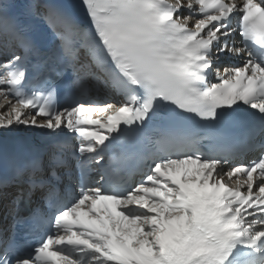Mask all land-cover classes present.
<instances>
[{"label":"snow or ice","instance_id":"1","mask_svg":"<svg viewBox=\"0 0 264 264\" xmlns=\"http://www.w3.org/2000/svg\"><path fill=\"white\" fill-rule=\"evenodd\" d=\"M82 4L91 29L44 0H26L19 15L17 0H0V35L22 49L0 47V96L9 104L0 129L23 126L48 138L16 175L51 209L31 214L43 233L36 244L18 241L14 226L0 233V264H264V144L258 159L231 166L264 135V0ZM37 14L57 38L46 51L23 35L21 15ZM237 29L242 47L235 46ZM233 56L242 66L214 64ZM98 87L122 100L92 102ZM157 118L173 123L154 129L151 149L141 153L143 134ZM194 118L209 131L179 123ZM230 126L243 131L233 137ZM65 129L78 138L71 158L79 194L67 204L60 202L58 172L67 167L58 141ZM137 158L148 167L143 179L130 191L116 190L114 177L127 182L125 169ZM226 176L240 187H229Z\"/></svg>","mask_w":264,"mask_h":264},{"label":"bare ground","instance_id":"2","mask_svg":"<svg viewBox=\"0 0 264 264\" xmlns=\"http://www.w3.org/2000/svg\"><path fill=\"white\" fill-rule=\"evenodd\" d=\"M0 104L3 105V107H0V114H5L7 112V110H8V107H9L8 101L5 100V99L0 98ZM37 130L38 129H31V128L25 129L23 126H20L19 131H16V132H17V134H24L25 132L32 133L33 131L35 133ZM0 133L5 134L6 131L4 129H0ZM13 133H9V134L12 135ZM230 180H231L230 182H233V179H230ZM241 188H242L243 191H246V185H243ZM2 205H3V202L0 200V210L2 208ZM1 213L2 212H0V214Z\"/></svg>","mask_w":264,"mask_h":264}]
</instances>
